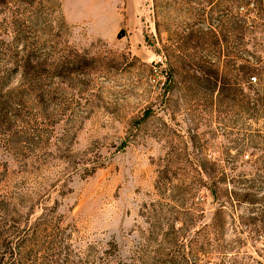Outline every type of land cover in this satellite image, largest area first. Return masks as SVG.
Segmentation results:
<instances>
[{"label":"rangeland","instance_id":"1","mask_svg":"<svg viewBox=\"0 0 264 264\" xmlns=\"http://www.w3.org/2000/svg\"><path fill=\"white\" fill-rule=\"evenodd\" d=\"M259 6L0 0V264H264Z\"/></svg>","mask_w":264,"mask_h":264},{"label":"trees","instance_id":"2","mask_svg":"<svg viewBox=\"0 0 264 264\" xmlns=\"http://www.w3.org/2000/svg\"><path fill=\"white\" fill-rule=\"evenodd\" d=\"M256 16L259 17H263L264 18V7L263 6H259L256 9ZM258 17V18H259ZM264 28V25H261V20L259 21V19H257L256 17L251 21L250 25H247V31L248 33L252 34L253 32H256L257 30H262ZM251 63V62H250ZM250 63L248 62V64H245L242 66V70H243V77L244 79L247 81V83L251 82V78L254 77V80L257 81L256 85L259 84V82L261 81L258 78V69L253 67L252 65H250ZM21 67V66H20ZM23 67V66H22ZM19 68V66H18ZM257 76V77H255ZM231 182L233 181V178H230ZM224 178H220L219 180H217V183H222L224 182ZM235 182H232V189L229 190V192L227 193L226 190H224V192H222V196H218L217 194H215V190L212 192V195L214 196V198L219 202L220 204V208L221 207H225L227 208V206L229 205L230 208H236L238 207L242 201H244V203L248 202V204L252 205L254 204L256 201H258V195H259V190L258 189H253V188H237V186H235ZM214 193V194H213ZM221 210V209H219ZM260 216L262 218H264V212H261ZM242 226L244 225H250L249 224H241ZM216 260V264H231L230 260L226 259L225 255H220L218 254L215 257ZM178 264H189V262L186 260V258H182L180 260H178ZM194 264H199L198 262H195Z\"/></svg>","mask_w":264,"mask_h":264}]
</instances>
